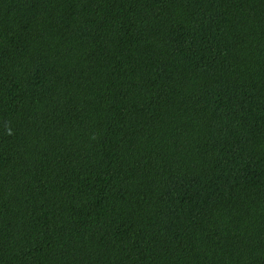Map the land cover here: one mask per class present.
<instances>
[{
    "label": "trees",
    "instance_id": "obj_1",
    "mask_svg": "<svg viewBox=\"0 0 264 264\" xmlns=\"http://www.w3.org/2000/svg\"><path fill=\"white\" fill-rule=\"evenodd\" d=\"M0 264H264V0H0Z\"/></svg>",
    "mask_w": 264,
    "mask_h": 264
}]
</instances>
